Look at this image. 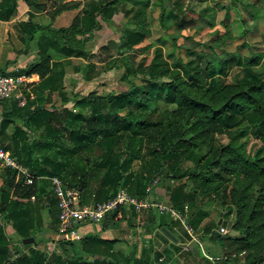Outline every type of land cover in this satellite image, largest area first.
Listing matches in <instances>:
<instances>
[{
    "label": "trees",
    "instance_id": "1",
    "mask_svg": "<svg viewBox=\"0 0 264 264\" xmlns=\"http://www.w3.org/2000/svg\"><path fill=\"white\" fill-rule=\"evenodd\" d=\"M27 2L37 10L48 9L47 1ZM128 2L132 5L128 6ZM80 3L53 0L52 15ZM148 3V0H84L82 11L69 26L55 27L34 21L33 11L29 13L30 20L18 23L26 50L36 40L40 59L10 74H38L39 91L48 89L51 95L64 90L70 77L67 66L75 58L88 61L85 80H96L99 67L98 62L92 61L95 56L107 66L124 60L120 79L129 86L125 90L99 93L94 89L82 94L76 105L87 107L88 115L66 109L63 113L48 111L43 105L31 111L30 122L40 125L44 138L26 143V149L17 144L19 139L27 138V132L16 123L15 111L4 115L0 146L37 177L32 184H26L19 170L3 166L0 214L10 230L0 223V264H159L151 247H145L141 253L137 250L127 253L116 248L115 240L97 234L79 239L58 237L59 200L53 185L49 186L48 181L39 185L38 177L47 174L64 181L69 176L63 174L65 162L51 154L48 155L61 168L47 167L45 161L50 156L39 145L46 142L49 148L57 146L56 152L78 153L83 148L82 152L90 155L99 150V165L105 173L96 201L112 198L119 188L144 197L156 178H169L176 181L166 189L174 206L179 210L188 206L190 225L198 230L208 215L204 204L214 194L220 205L229 206V214L235 212L230 231H240L239 235H217L213 230L219 225L214 220L203 227L201 234L210 235L220 247L218 253L212 252L218 257L215 264H264V53L241 54L240 49L249 46L247 41L230 51L227 48L230 23L224 22V32L215 30L209 42L196 48L182 46L177 43L180 35L170 33L171 37L165 38L172 47L168 55L162 45H157L150 61L137 59L134 51L150 33L145 15ZM230 5L223 3L215 11V6L207 7L202 15L234 9L245 36L250 19L264 17V0H231ZM120 6L129 22L119 42L111 40L117 44L119 55L111 51L110 42L102 43L92 52L88 42L104 23H113ZM18 7L19 0H0V19L9 20ZM189 10H193L189 1L175 0L169 12L182 26L185 15L177 13ZM168 16L163 10L160 19L166 30L171 28ZM207 22L212 24L210 19ZM73 67L79 71L77 65ZM234 70L237 72L233 73ZM0 73L10 75L2 68ZM26 97L23 106H19V99L13 101L14 110L24 111L30 106ZM162 104H166L165 109H160ZM11 125L14 131L8 135L5 131ZM225 132L227 141L221 139ZM250 134L262 141L253 155L248 154L246 143L241 141ZM67 135L71 145L65 144ZM136 159L141 160V165L134 174ZM257 179L261 180L260 197L252 199L250 193ZM88 180L86 173L79 177L77 186L86 191ZM45 208L50 211L47 218L41 212ZM30 236H35L38 243H47L24 245L22 239Z\"/></svg>",
    "mask_w": 264,
    "mask_h": 264
},
{
    "label": "crops",
    "instance_id": "2",
    "mask_svg": "<svg viewBox=\"0 0 264 264\" xmlns=\"http://www.w3.org/2000/svg\"><path fill=\"white\" fill-rule=\"evenodd\" d=\"M51 1L53 2V0ZM61 1L63 3L71 2V0ZM79 1L81 2L79 5H74L75 7L64 10L58 15L53 16L48 13L50 8L47 10H37L30 6L27 0H19L18 10L10 17V19H0V68L5 69L9 74L13 72L16 73L20 69L28 67L31 63L39 61L40 55L38 53L36 40H32L29 44V49L26 50V45L20 38L18 23L30 20L32 18L29 14L30 11L35 12V16L32 19L39 23L52 24L55 27L69 26L83 9L84 0ZM64 20H67V23H63ZM68 67L69 65L67 66L69 73ZM20 75L25 76V80L20 84V89H16V91L12 92L8 98L0 103V123L4 118V115L12 110L15 111L16 123L27 132V138L19 139L17 141V144H19L21 149H26V143H34L44 138V133L38 128L40 125H37V122H30L31 111L39 109L42 105L44 106V109H47L48 111L55 110L63 113V110L66 109L74 112H83L85 115H88L89 110L87 107L82 108L81 105H76L77 101L82 98L81 95L84 91L79 86L74 89L72 82L68 81L69 79L65 81L64 90L61 92L55 91L49 95L48 89L43 92L38 90L37 84L40 80L38 74H33L31 76L27 74ZM68 76H71V74L69 73ZM87 82L89 81H86V83ZM80 83L83 82H79V85ZM18 90L22 91L25 95H28V99L30 100V106L24 111H16L13 107V101L18 99ZM98 92L101 93V91ZM77 93L81 94L77 95ZM24 104L25 103H20L19 101V106H23ZM13 131L14 125H11L7 128L5 133L11 135ZM65 144L71 145L68 135L65 137ZM39 145L41 146L43 153L47 154V156H50L48 154H51L55 159H61L62 162H65L63 174L64 176L67 174L69 178L66 180L67 177L65 176L64 181L67 187L79 190L80 198L78 203L80 205H87L96 202V192L101 187L105 173V170L99 165V150H95L88 155L87 153L82 152L84 150L83 148H81L78 153H73L67 150L56 152L57 146L55 148H49L47 142L46 144L40 143ZM67 147L70 148L69 146ZM52 158L51 156L47 157V160L45 161L47 167L52 166L60 170L61 167L56 164ZM140 165L141 160L136 159L132 167V172L134 174L138 172ZM86 173L88 175L89 183L87 190L85 191L84 188L77 185L79 183V177ZM45 181H48L49 186L52 184L49 175L44 174L38 177L39 185L45 184ZM175 183L176 181L169 178H156L148 186L151 188L150 198L156 204H160V208H142L139 211L134 208H127L121 218L110 216L106 221L101 223L91 220L81 221L77 223L75 227L78 238H81L86 234H97L101 237L115 240L116 248L127 253L134 250L141 253L145 247H151L153 249V256L158 259L157 261L159 264H191L193 260L197 262L198 259L196 255L199 253L201 254L203 249L208 250L211 248V252L218 253L220 249L218 244H216L215 241V243H209L210 240L208 239L211 238L210 235L201 234V231L203 227L212 220L217 221V223L222 220L221 225L231 228L230 222H225L226 219L234 221V218L231 216L232 214H229L228 206L220 205L217 201L212 202V204L208 203L211 204L205 208L208 211V215L203 220L201 227L198 230H195L200 236L199 239L197 238L200 251L197 252L192 250L189 248L188 244L194 239V236L186 231L179 219L170 211V209L175 206L166 189L168 185L173 186ZM1 184H3V165L0 164V185ZM48 205L49 203H47V206ZM41 212L43 216L47 218L50 211L48 208H45L42 209ZM0 223L5 226L7 231L10 230V228L4 224L5 222L1 214ZM163 227L167 229L174 238L165 233L162 230ZM215 229L218 230L219 227ZM49 235L50 234H47L46 236ZM39 243V245H44L47 242L40 241Z\"/></svg>",
    "mask_w": 264,
    "mask_h": 264
},
{
    "label": "rangeland",
    "instance_id": "3",
    "mask_svg": "<svg viewBox=\"0 0 264 264\" xmlns=\"http://www.w3.org/2000/svg\"><path fill=\"white\" fill-rule=\"evenodd\" d=\"M79 1V0H78ZM172 1L175 0H148V6L145 9V15L147 16L148 21V29L150 30L149 36L147 39L140 44L134 51L136 54L137 59H145L146 61H150L153 53H154V47L157 45H162L165 48V52L168 55V53L171 50V46L169 42L165 40L166 37H171L169 34L171 33L173 36L180 35L178 37L177 43L182 44V46H190V47H198L200 43H207L210 40L211 34L215 30H219L221 32H224L226 30L224 26V22H229L230 25L228 26L230 29L231 36L227 39L228 45L227 48L230 51L238 49V44H240L243 41H247L249 46H244L240 49V53L244 55H248L250 53H264V17H260L258 19H250L249 27L247 28V35H243L244 26L243 24L237 20L238 16L236 15L234 9L226 11L227 9H219L217 15H208L204 16L202 15L203 9H206L207 7H213V11H215L216 7L223 3H228L229 6L231 0H206L203 2H200L199 0H185L189 1V4L191 5L193 10H189L187 13L178 12L177 14H184L185 15V22L180 26L177 23V18L170 16V4ZM254 1V0H253ZM49 10V15H51L54 10L52 11V1L48 0L47 3ZM72 3L77 2L76 0H71ZM132 3L128 2V6H131ZM218 6V7H219ZM263 8V7H262ZM122 7L120 6V12L115 15V20L113 23H104V28L95 31L94 37L92 40L88 42V48L92 52H96L100 45L102 43H111V51L114 53V55H119V51L117 49V44L114 43V41L119 42L120 34L122 30L126 27V25L129 22V18L125 16V14L121 11ZM163 10L169 15L167 19V23L171 25L170 29H165V26H163L161 22V14ZM132 15V14H131ZM207 19H210L211 23L207 22ZM70 22V21H69ZM63 23H67V20L63 21ZM114 40L111 42V40ZM183 57L186 56L183 54ZM103 60H107L108 58H102ZM92 61L98 62V75L97 79L93 81H89L86 83L87 80H85V70L87 68V60L81 59V58H75L72 59L69 62V73L71 76L69 77L68 81L72 82V85L74 89L79 86L84 92L82 94L87 93L89 90L96 89L97 91L105 92L109 90H125L128 88L129 84L127 81H122L120 79L121 73L124 71V67L121 66L124 60H118L116 63H113L112 66H107L106 62L100 61L96 56L93 57ZM112 61V60H111ZM72 63V64H70ZM74 65H77L79 67V71H75ZM111 67V68H109ZM262 65L259 66V69H262ZM237 72V70H234L233 73ZM229 80L232 79V74L228 77ZM108 82L109 85H99V82ZM79 82H83L80 83ZM231 82V81H228ZM20 84L16 89H20ZM16 89L14 91H16ZM13 91V92H14ZM19 93L17 94V97H21L24 93L20 90H18ZM166 104H162V108L165 109ZM228 134L225 132L222 134L221 139L223 141H227ZM241 141H244L246 143V150L248 154L253 155L255 151L262 145V141L255 137L254 135H248L241 139ZM237 178H234L236 180ZM246 182V181H244ZM260 179H257L254 186L251 189V198L256 199L257 197H260L261 187H260ZM190 185L192 182H189ZM217 198L214 196L212 198H209L206 203L204 204V208H207L206 206L211 205L212 202L216 201ZM211 203V204H208ZM228 206V205H226ZM229 208V206H228ZM217 213V212H216ZM219 214V211H218ZM232 217L235 218V212L231 213ZM217 215V214H215ZM227 216V215H225ZM226 219V218H225ZM225 222H230V225L233 221L225 220ZM194 239H199V234H197L195 231L193 233ZM58 237H63L58 235ZM208 237V236H207ZM210 238V237H209ZM79 239V238H75ZM210 240L209 243H215L214 239H208ZM205 242V241H204ZM203 242V243H204ZM219 243V242H217ZM39 245V244H38ZM209 248V247H208ZM197 256L198 261L195 262L192 261L191 264H198L200 262L201 264H210V262L217 261L218 257L214 256L210 249L202 250L201 254L199 253ZM216 257V258H215ZM207 259H210L211 261H207Z\"/></svg>",
    "mask_w": 264,
    "mask_h": 264
},
{
    "label": "built area",
    "instance_id": "4",
    "mask_svg": "<svg viewBox=\"0 0 264 264\" xmlns=\"http://www.w3.org/2000/svg\"><path fill=\"white\" fill-rule=\"evenodd\" d=\"M25 80L24 75H7L0 73V103L8 98L11 93ZM20 103H25L26 95L18 97ZM0 164L11 166L19 170L26 184H32L37 176L32 174L29 169L17 160L11 152L0 146ZM54 191L59 200L60 206V236L68 239L78 238L75 225L81 221L91 220L101 223L110 216L121 218L127 208H134L139 211L142 208L161 207L150 198V187L147 188V195L139 197L132 195L125 188H119L117 193L106 201H96L87 205H80L78 200L80 192L78 189L67 187L59 176L50 177ZM162 209V208H161ZM172 214L179 219L186 231L193 235L195 229L190 225L188 206L184 210L175 207L171 208ZM218 231L222 235L230 233V228L220 225Z\"/></svg>",
    "mask_w": 264,
    "mask_h": 264
},
{
    "label": "water",
    "instance_id": "5",
    "mask_svg": "<svg viewBox=\"0 0 264 264\" xmlns=\"http://www.w3.org/2000/svg\"><path fill=\"white\" fill-rule=\"evenodd\" d=\"M222 224V220H220L218 222V225H221ZM51 226V225H50ZM162 230L167 233L169 236L173 237L174 236L167 230L165 229L164 227L162 228ZM213 232L217 235H222L217 229H214ZM240 234V231L236 230V229H231L230 231V235H239ZM22 243L25 245V244H28V243H34L35 245H38V241L36 240V237L35 236H30V237H26V238H23L22 239ZM198 244H199V241L196 240V239H193L189 242L188 246L190 249L192 250H195L197 252L200 251L199 247H198Z\"/></svg>",
    "mask_w": 264,
    "mask_h": 264
}]
</instances>
